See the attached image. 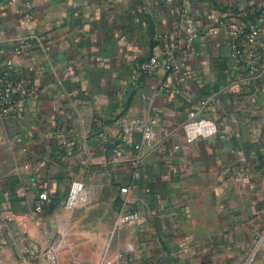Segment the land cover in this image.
I'll return each instance as SVG.
<instances>
[{
	"label": "crops",
	"instance_id": "crops-1",
	"mask_svg": "<svg viewBox=\"0 0 264 264\" xmlns=\"http://www.w3.org/2000/svg\"><path fill=\"white\" fill-rule=\"evenodd\" d=\"M220 1L191 0L181 22L164 0H35L27 23L21 0H0V64L27 41L14 62L40 87L24 116L0 119V243L32 247V263L44 264L56 238L61 264H114L128 245L150 264H264V91L244 70L249 56L232 58L237 21L219 16L234 0ZM256 7L264 15V0ZM180 22L182 73L141 72L157 35L174 39ZM194 118L213 119L218 133L186 143ZM239 163L249 177L224 173ZM75 180L85 188L68 207ZM129 185L147 220L116 230ZM40 193L49 201L38 219Z\"/></svg>",
	"mask_w": 264,
	"mask_h": 264
},
{
	"label": "built area",
	"instance_id": "built-area-1",
	"mask_svg": "<svg viewBox=\"0 0 264 264\" xmlns=\"http://www.w3.org/2000/svg\"><path fill=\"white\" fill-rule=\"evenodd\" d=\"M14 1V0H11ZM171 5H178V13L182 22L186 17L187 8L191 4V0H164ZM236 0L228 6V9L220 13L222 23L233 17L237 22L228 25L230 30L229 48L232 58L241 64L242 56L248 55L249 60L244 66V70L250 75L252 80L261 85L264 91V47H262L260 38L264 27V15L256 7L258 0H246L241 7ZM230 2V0H221L220 4ZM35 0H21L19 7V15L22 20L29 23L35 19ZM180 28L174 32V39L169 34H158L157 44L153 47L152 55L144 61H141L139 69L145 74H154L163 69L166 72L178 77L182 73V65L178 59L179 43L178 39L181 33ZM27 41L19 42L12 50L7 51L10 57L7 61L0 64V119L4 120L8 117H22L25 115L28 105L39 96V85L28 76L24 69L14 62L13 56H21L28 49ZM0 50V53H3ZM159 118L152 119L146 123V131L144 133V143L150 142L154 138V134L150 126L156 125ZM186 143L191 144L214 137L219 131V125L210 118H194L189 121L184 128ZM71 130L68 127L62 129V145L65 147L68 143V137ZM140 147V146H139ZM252 168L246 163L234 164L226 167L224 173L235 180H242L250 176ZM85 185L82 181L75 180L71 183L65 205L75 207L84 191ZM133 186H124L121 188L120 209L115 220V229L119 230L131 224L143 225L147 218L145 215L135 208L134 200L131 194ZM49 195L40 193L34 206L33 213L40 219L43 214ZM28 216V215H27ZM26 216V217H27ZM25 225V224H24ZM23 225V227H24ZM62 242L59 238L49 243L44 255L47 264H61L59 252ZM22 254L29 260L33 261L38 256V251L32 247H26L21 250ZM72 264H86L84 261H74ZM114 264H150L148 261L136 254L132 245H128L124 251H120L114 258Z\"/></svg>",
	"mask_w": 264,
	"mask_h": 264
},
{
	"label": "rangeland",
	"instance_id": "rangeland-1",
	"mask_svg": "<svg viewBox=\"0 0 264 264\" xmlns=\"http://www.w3.org/2000/svg\"><path fill=\"white\" fill-rule=\"evenodd\" d=\"M0 264H44V262L32 263L11 243L6 240L0 243Z\"/></svg>",
	"mask_w": 264,
	"mask_h": 264
}]
</instances>
